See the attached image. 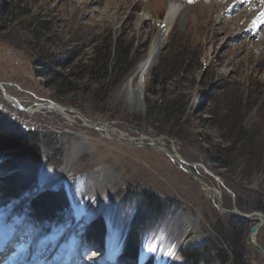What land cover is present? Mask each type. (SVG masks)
<instances>
[{
    "label": "rangeland",
    "instance_id": "rangeland-1",
    "mask_svg": "<svg viewBox=\"0 0 264 264\" xmlns=\"http://www.w3.org/2000/svg\"><path fill=\"white\" fill-rule=\"evenodd\" d=\"M166 2L0 0V14L17 4L21 7V12L15 13L18 17L7 20L0 15V117L10 119L13 127L38 135L35 143L41 151L42 166L35 188L28 195L26 192L17 206L1 204L0 196V215L9 212V217L13 216L17 211L14 206H32L34 199L48 192L65 200L74 196L77 201L50 222L52 230L55 226L54 234L42 240L30 234L25 242L21 239L23 247L11 264L27 263L33 252L45 251L69 228H87V232L78 228L75 236L86 238L88 230L101 222L105 227L110 225L109 242L124 246L118 251L108 245L110 257L118 255L114 264L117 260L132 264L127 259V244L135 210L125 199L132 191H149L165 201V213L157 228L140 237L138 250L145 245L143 257L147 253L149 262L159 263L165 255L167 264H230L222 262L216 250H208L207 244L224 246L218 229L229 228L239 220L246 225L238 240L247 263L264 264V255L249 242L251 228L261 225L264 218L260 221L239 215L264 217L257 210L258 202L264 204V23L260 15H254V6L260 2L190 0L189 11L167 35L146 79L145 107L140 102L133 105L123 89L153 48L159 31L154 20H163ZM146 12L154 16L153 20L140 22ZM43 22L49 23V28H40L37 37L34 32ZM118 41L129 46L132 55L125 79L116 89L108 96H97L95 87L84 79L77 83V93L58 95V77L71 75L75 81L73 72ZM186 46L190 50L182 63L190 66L188 71L184 65L165 87L150 91L153 70L164 67L178 49ZM43 68L51 69L52 74L46 75L40 70ZM3 90L19 101L18 106ZM158 101L179 103L181 109L175 118H168L166 113L164 120L149 122V103ZM34 104L58 105L81 124L78 114L92 123L109 125L124 135V140L69 125L50 109L37 112L39 106ZM239 130L244 132L240 142ZM77 133L86 136L89 144L73 169L65 173ZM157 145L179 155L186 165ZM229 148L234 152L227 168L218 158L225 157ZM208 187L219 191L221 199L216 200ZM35 189L38 191L30 195ZM76 207L83 209L81 223L76 221ZM199 229L202 239L197 240ZM66 241L59 243L61 248ZM10 243L3 248H10ZM256 244L264 251V223ZM104 245L103 241L102 247L94 243V247H84L83 252L76 253L80 256L77 260L96 264V258L106 253ZM190 250H198V260L190 259ZM124 253L127 258H122ZM8 254L9 249H5L1 259ZM11 259L10 252L7 264Z\"/></svg>",
    "mask_w": 264,
    "mask_h": 264
},
{
    "label": "trees",
    "instance_id": "trees-1",
    "mask_svg": "<svg viewBox=\"0 0 264 264\" xmlns=\"http://www.w3.org/2000/svg\"><path fill=\"white\" fill-rule=\"evenodd\" d=\"M9 4L6 6L8 7ZM3 14H0L4 19L10 20L12 17H18L16 12L21 10L19 4L8 10ZM4 9H2V12ZM21 11H19L20 13ZM49 23H40L39 28L35 30L34 34L38 37V33L41 29H48ZM190 50L189 46L178 49V52L174 55L172 61H169L164 67L160 65L152 72V79L149 86V90L156 86L163 85L165 87L176 75L179 74L180 70L185 65V61H182L186 52ZM132 55L131 48L125 45L122 41L115 42L113 45L106 47L104 52H99L97 55L92 57L85 66H80L76 72H73L76 80H71V75L57 77L55 86L58 87V95L66 97L69 93H77L79 87L77 86L84 79H88L86 84L94 86V95L97 96H108L110 92L116 89L125 79V75L128 71L127 64L131 61ZM129 60V62H128ZM185 65L184 67H187ZM190 66H188V69ZM44 71L46 75H51L52 70L49 68L40 69ZM71 77V78H70ZM54 86V87H55ZM150 112L147 115V120L156 121L161 118L164 120L166 113L168 118H175L176 113L178 114L181 107L179 103L170 102H151L149 103ZM7 119V120H6ZM1 119L0 117V196L2 199L1 204L9 205L14 203L17 204L22 201L23 195L30 190L35 188L34 183L37 180L39 170H42L40 165L41 151L37 147L35 141L38 139V135L33 132H25L20 128L11 126V120L6 118ZM239 142L242 140L241 137L244 132L239 130ZM238 141V140H237ZM235 143V142H234ZM237 144V142L235 143ZM234 149H227L224 154L225 157H219L223 167L230 168L231 156L233 155ZM244 151L242 150L241 153ZM18 153V154H17ZM27 153V155H26ZM17 154V156H14ZM237 154V153H236ZM244 154V153H243ZM241 154V155H243ZM26 155V156H25ZM227 157V159H226ZM217 160V159H216ZM260 165V164H259ZM45 171V170H44ZM48 171V169H47ZM28 174V175H27ZM42 174V173H41ZM39 174V175H41ZM33 179V180H32ZM38 190L31 192L30 195L37 192ZM29 195V196H30ZM126 196V201L132 205L135 210V215L131 218L129 229L131 234L127 244V256L132 264L137 263L139 257L138 250L141 246L140 237L145 235L152 230L157 228L159 220L165 213V201H162L160 197L149 191H132ZM257 210L261 211L264 215V204L258 202ZM13 206V205H12ZM11 207V206H9ZM70 207L69 200L61 198L59 195L48 192L40 194L32 202V213L30 218L39 222L40 226L38 229L40 232L45 231L51 221H54L61 212H64L66 208ZM246 229L245 223L237 220L234 225H230L229 228H219V236L222 238V244L224 246H215L212 242L207 244L208 250H216L218 257L222 262H228L230 264H248L245 256L242 252L243 246L239 242L244 230ZM106 237L105 224L96 223L93 227L88 230L87 240L94 244L101 245ZM100 243V244H99ZM224 248V249H223ZM223 249V250H221ZM190 259L192 261L199 259L198 250H190Z\"/></svg>",
    "mask_w": 264,
    "mask_h": 264
},
{
    "label": "bare ground",
    "instance_id": "bare-ground-1",
    "mask_svg": "<svg viewBox=\"0 0 264 264\" xmlns=\"http://www.w3.org/2000/svg\"><path fill=\"white\" fill-rule=\"evenodd\" d=\"M190 0H167L166 2V11H165V16L163 18V20H154V22L158 25V33H157V38L155 40V43L153 45V48L151 49L148 57L145 59V61L143 62L142 65H140L135 71L133 76L131 77V79L129 81H127L126 85L124 86L123 91H128L127 94L129 96V101L130 103H132L133 105L137 104L140 102L141 98L143 96V92L145 89V82L146 79L149 75V72H151V68L155 65V62L157 60L159 51L163 48L166 39H167V35L169 34V32L174 28V26L178 23L179 19H183L185 17V15L187 14V12L189 11L191 5H190ZM195 2V1H194ZM259 4H257L256 6H254L256 9L254 11V15L259 16L260 13L264 12V2H262V0H259ZM256 4V3H255ZM111 7V6H110ZM118 10V9H117ZM154 16L148 14L147 12L143 14L140 22H144L146 20H153ZM158 18L159 14L157 15ZM6 93V91H5ZM7 96V95H6ZM7 98L9 99V97L7 96ZM14 99V98H13ZM14 101V105L18 106V100H13ZM12 103V102H11ZM13 104V103H12ZM35 107L37 108V112H41L43 110L50 109L53 112H55V114H59L60 117H62V119L68 123L69 125H79L81 127H83L86 130H98L102 133L103 136L108 137V139L113 138V139H117L119 141H123L124 140V135H120L118 134L119 132H116V130L112 129L111 126L106 125V124H102L100 125L98 122L97 123H92L91 121L86 120L85 118L81 117L79 114V118L81 120H83V123H78L76 122L73 118V116H69L65 111L67 109H64L58 105L55 106H48L45 104H34ZM88 139L86 136H84L82 133H77V139L75 140V142L73 143V147L71 148V157L70 160L67 164V170L65 173H68L71 171V169H73V166L76 164L77 162V158L80 157L81 153H83V151H85L87 149V145H88ZM145 144V143H144ZM149 146H155L154 144H151ZM158 146V145H157ZM159 149L163 152L167 153V150L164 148H161L160 146H158ZM104 154V153H103ZM169 154L171 157H173L172 159L181 162L180 164L182 166L186 165L184 162H182L181 158L179 155L174 154V153H167ZM207 191H210L213 196L216 198V200H220L221 199V193L215 189H211V188H206ZM85 199V198H84ZM89 199V198H88ZM82 208H77L76 207V211H75V216H76V221L79 223L82 216ZM6 218L9 217V212L3 214ZM4 216L0 215V221H4L7 220ZM251 216V215H250ZM251 219H255V220H259L262 221V215H258V214H253V217H250ZM9 221V220H8ZM77 223V224H78ZM81 223V222H80ZM191 227V226H190ZM74 237H70L68 238L65 235H60L61 237L56 241V242H52L53 247L51 248L48 247L45 251H50L47 254L42 255L43 252L37 253L33 252L32 254V258L28 260V262L34 260V259H39L41 257H44L43 259L47 262H52L54 261V257L55 256H59L62 253H69V248L72 246L73 242H71L75 236L77 235L76 232L73 234ZM72 236V235H71ZM202 231L199 229L196 232V238L198 239H202ZM254 241H256V236L252 237ZM64 245V249L60 247L59 243L60 242H65ZM48 243V242H47ZM256 243V242H255ZM47 245V244H46ZM109 247L112 248L114 247V242H109ZM44 249V248H43ZM115 254V253H114ZM114 254L110 257L111 259L113 258ZM147 254V253H145ZM145 258H148V255L145 256ZM148 254L150 255V252H148ZM165 258V255H163ZM118 257L117 254H115L114 258L116 260V258ZM3 258V257H2ZM113 258V261L115 262ZM163 260H160V262L158 264H167L165 263ZM66 258H64L65 260ZM161 259V258H160ZM63 260V261H64ZM62 261V262H63ZM0 264H2V262H0ZM4 264V262H3ZM60 264V262H59Z\"/></svg>",
    "mask_w": 264,
    "mask_h": 264
},
{
    "label": "water",
    "instance_id": "water-1",
    "mask_svg": "<svg viewBox=\"0 0 264 264\" xmlns=\"http://www.w3.org/2000/svg\"><path fill=\"white\" fill-rule=\"evenodd\" d=\"M152 69V68H151ZM0 86H2L1 85V83H0ZM3 87V86H2ZM4 89V88H3ZM4 91V93H5V90H3ZM5 95H6V93H5ZM141 98V100H140V103L143 105V107H145L144 106V95L142 96V97H140ZM9 99H10V101L14 104V99L13 98H11V97H9ZM24 109V108H23ZM100 125H102V123H100V122H98ZM142 145H145V146H149L150 144H142ZM49 188V187H48ZM239 215L241 216V217H244V218H247V219H250V217H253V215H251V216H248V215H244V214H240L239 213ZM262 218H264L263 216H262ZM264 223V222H263ZM263 223L261 224V225H263ZM261 225H255V226H253L252 228H251V234H250V239H249V242L251 243V245H253L260 253H262L263 255H264V251H263V249L260 247V246H258L255 242L256 241H254L253 240V236L255 237V236H257V234H258V232H259V230H260V228H261Z\"/></svg>",
    "mask_w": 264,
    "mask_h": 264
},
{
    "label": "snow or ice",
    "instance_id": "snow-or-ice-1",
    "mask_svg": "<svg viewBox=\"0 0 264 264\" xmlns=\"http://www.w3.org/2000/svg\"><path fill=\"white\" fill-rule=\"evenodd\" d=\"M264 2V0H262ZM260 22L264 23V12L260 13Z\"/></svg>",
    "mask_w": 264,
    "mask_h": 264
}]
</instances>
